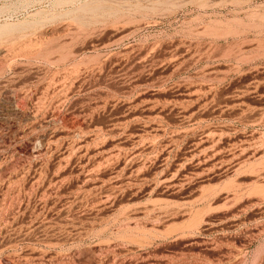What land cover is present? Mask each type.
Instances as JSON below:
<instances>
[{"label": "rangeland", "instance_id": "rangeland-1", "mask_svg": "<svg viewBox=\"0 0 264 264\" xmlns=\"http://www.w3.org/2000/svg\"><path fill=\"white\" fill-rule=\"evenodd\" d=\"M0 264H264V0H0Z\"/></svg>", "mask_w": 264, "mask_h": 264}]
</instances>
